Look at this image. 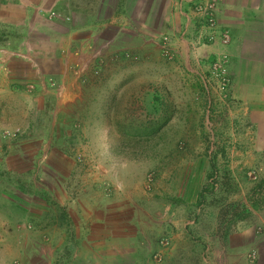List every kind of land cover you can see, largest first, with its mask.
Segmentation results:
<instances>
[{"label": "crops", "instance_id": "crops-1", "mask_svg": "<svg viewBox=\"0 0 264 264\" xmlns=\"http://www.w3.org/2000/svg\"><path fill=\"white\" fill-rule=\"evenodd\" d=\"M195 1L11 0L0 4V23L4 26L38 27L40 21L49 29L44 40L33 39L35 47L44 48L40 52L28 44L22 48L32 39L25 37L13 41L8 38L7 45L0 47V154L8 149L3 144L4 137L18 135L11 145L16 155L27 156L30 150L31 159L41 154V159L46 160L23 161L22 172L39 167L54 171L49 183L40 188L34 177L26 181L28 189L0 179V220L5 221L0 222V227L13 237L12 248L3 247L18 259L15 264H154L149 259L151 253L165 251L158 239L165 235L163 226L155 219L160 217L158 209L163 203L145 193L140 180L132 178L131 189L125 192L117 174L108 178L98 172L99 163L75 162L70 157L75 153H70L62 141L69 136L67 130H60L61 141L55 146L49 142L34 147L24 140L51 139L53 125L48 130L45 127L42 135L27 130L24 124L32 126V120L25 117L6 122L17 111L27 114L31 107L38 108L41 101L37 95L50 91L51 81L60 91L74 90V85L84 89L95 80V74L96 80L105 76V62L127 56L148 65L157 61V72L172 71L179 90L202 94L208 62L215 55L227 53L230 97L235 104L233 109L226 108V118L246 124V132L239 137H249L253 150L264 156V0H224L217 18L229 31V45L193 48L190 40L195 27ZM164 37L173 53L169 61L162 54ZM29 85L32 94L26 93ZM42 106L43 110L48 107L44 99ZM10 123L14 126L10 127ZM54 153L60 155L59 164L48 158ZM2 168L0 159V175ZM199 180L197 176L195 187ZM17 194L26 201L25 207L16 200ZM255 215L252 225H237L235 244H222L221 253L227 256L224 262L212 255L198 264H264V217L258 212ZM43 219L48 221L37 222ZM255 227H261V233H255ZM171 245L173 250L178 246ZM230 247L236 251L234 256L229 255ZM251 250L257 252L252 261L247 258ZM40 254L43 259L38 262Z\"/></svg>", "mask_w": 264, "mask_h": 264}, {"label": "rangeland", "instance_id": "rangeland-1", "mask_svg": "<svg viewBox=\"0 0 264 264\" xmlns=\"http://www.w3.org/2000/svg\"><path fill=\"white\" fill-rule=\"evenodd\" d=\"M7 1L11 0H0V4ZM37 24L40 25L14 28L0 23V47L7 45L8 38L13 41L25 37L32 39L23 43L22 48L28 44L40 52L44 48L35 47L33 39L44 40L49 29L40 21ZM129 58L122 56L105 62V76L96 80L95 74V80L84 89L74 85V90L60 91L49 80L50 91L37 93L41 101L38 108L31 107L27 114L17 111L6 122L25 117L32 120V126L24 124L27 130L42 135L45 127L48 130L53 125L51 139L24 140L34 147L49 142L55 146L61 141L60 130H67L69 136L62 141L69 146L70 153H77L70 156L75 162L99 163L98 172L108 178L117 174V179L124 182L125 192L131 189V179L136 178L145 193L159 198L163 206L158 209L160 217L155 219L163 226L165 235L158 239L165 253L152 252L149 259L154 264H173L172 260L174 264H198L212 255L224 262L227 256L221 253L222 244L236 243L237 225H252L256 212L264 217V156L253 150L249 137H239L248 126L226 118V108L233 109L235 104L232 98L230 103H224L211 90V84H205L202 94L181 91L178 81L172 78V71L157 72V61L148 65ZM167 67L164 62L166 70ZM28 92L33 93L31 85L27 87ZM43 99L48 103L46 110L41 107ZM11 126L14 125L10 123ZM17 137L3 139L8 149L0 154L3 162L0 179L26 185V189L30 185L26 181L32 177L37 188L49 183L54 171L39 167V170L22 172L23 161L45 163L46 160L41 159V154L31 159L30 150L25 153L27 156L16 155L12 146ZM48 158L61 162L59 154ZM86 173L89 172L86 170ZM197 176L200 180L195 187ZM15 197L25 207L23 197L19 194ZM46 220L37 222L43 224ZM5 231L0 227V264H15L18 259L3 247L12 248V234ZM254 232L261 233V227H255ZM171 244L178 246L173 250ZM251 252L255 258L257 252ZM250 253L247 258L254 259ZM233 254L236 251L230 247L229 255ZM36 259L39 262L43 256L40 254Z\"/></svg>", "mask_w": 264, "mask_h": 264}, {"label": "built area", "instance_id": "built-area-1", "mask_svg": "<svg viewBox=\"0 0 264 264\" xmlns=\"http://www.w3.org/2000/svg\"><path fill=\"white\" fill-rule=\"evenodd\" d=\"M224 0H196L193 4V20L194 32L191 37V45L193 48H198L203 45L219 44L221 47H226L230 43V35L227 28L222 26L217 18L218 7ZM167 38H163L162 54L164 57L171 58ZM228 54L221 53L208 62L207 74L203 80L224 103H230V88L232 84L231 74L228 69ZM226 103V104H227ZM7 134V133H6ZM8 135V134H7ZM250 258H254V253L250 254Z\"/></svg>", "mask_w": 264, "mask_h": 264}]
</instances>
